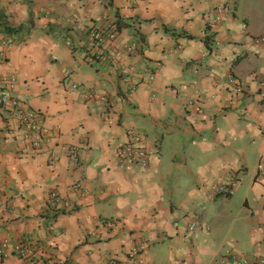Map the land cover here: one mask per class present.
Masks as SVG:
<instances>
[{"label":"crops","instance_id":"crops-1","mask_svg":"<svg viewBox=\"0 0 264 264\" xmlns=\"http://www.w3.org/2000/svg\"><path fill=\"white\" fill-rule=\"evenodd\" d=\"M218 4L225 15L213 24ZM0 12L1 23L23 27L8 35L0 26V40L13 42L0 55V90L13 75L10 97L49 131L32 148L17 112L0 105V244L22 242L31 260L9 254L0 264H132L131 246L146 264H229L226 255L264 250V175L254 179L264 44L253 42L264 37V0H0ZM114 22L123 25L114 42L90 60L87 31ZM136 40L137 54L113 56ZM118 63L154 79L122 99ZM132 134L154 154L119 167L115 150ZM229 175L232 192L208 200L203 186Z\"/></svg>","mask_w":264,"mask_h":264},{"label":"built area","instance_id":"built-area-1","mask_svg":"<svg viewBox=\"0 0 264 264\" xmlns=\"http://www.w3.org/2000/svg\"><path fill=\"white\" fill-rule=\"evenodd\" d=\"M225 15V7L222 4H218L214 7L213 10V24L220 23L223 16ZM115 40V33L111 30L104 28H92L87 31L85 42H84V51L86 55L92 61H99L102 59L104 54V49L108 48L109 45ZM253 42L255 44H264V37L254 38ZM142 42L139 40L133 41L122 45L119 50L113 51V56L118 60L122 54H137V52L142 47ZM13 48V42L9 39L0 40V55H3L5 52ZM117 67L121 68L127 74L126 78V87L122 93V99L128 100L131 98L133 93L136 91L138 84L145 79V81L151 83L154 79L155 72L148 67L140 68V71L137 72L133 65H124L118 63ZM3 83L7 85L6 89L0 90V105L7 104L10 109L19 115V125L22 128L24 137L28 140L32 148H38L41 143H43L49 137L48 129L42 124L38 115L30 110H21L19 104L10 97V90L13 88L15 83V77L10 75L5 79H2ZM227 85L236 93H240L241 89L238 86V83L233 77L227 75L225 77ZM71 89H77V86L71 84ZM98 99L103 104H109V97L103 95L98 97ZM141 137L137 134H132L128 141L119 146L115 150V159L119 167H122L127 162H133L136 164L144 165L149 157H151L154 152L146 150L144 147L140 146ZM60 151L64 152H74L72 147H59ZM257 177H262L264 175V159L260 156L256 163ZM237 186V179L234 175H229L223 182L214 184V185H204L203 188L206 190V198L212 200L217 195H225L230 193ZM49 199H56L54 192L49 193ZM104 225L107 228H112L114 222L109 220L105 221ZM196 224L194 222L190 223L187 227L188 231L194 230ZM9 251V253H8ZM12 254L15 257L25 260H30V251L22 242H16L9 250L5 243L0 244V257H6L7 255ZM128 258L132 264H146L142 257V247L140 246H131L128 250ZM229 264H264V250L258 254L252 255L250 258L241 257L235 254L226 255L225 258ZM68 264V263H66ZM193 264V263H187Z\"/></svg>","mask_w":264,"mask_h":264},{"label":"trees","instance_id":"trees-1","mask_svg":"<svg viewBox=\"0 0 264 264\" xmlns=\"http://www.w3.org/2000/svg\"><path fill=\"white\" fill-rule=\"evenodd\" d=\"M2 19V13L0 12V21ZM0 26H1V29L2 31L5 33V34H8V35H12V34H15L17 33L19 30L23 29L22 26H17V27H10L4 23H1L0 22ZM123 25L119 24L118 22H114L113 24L109 25V27L107 28H104V29H108V30H111V31H119L121 29ZM204 44L207 46V43H206V39L204 40ZM257 178V171H256V174H255V177L254 179ZM226 196L229 195V193L225 194ZM224 196V195H223ZM63 264H66V263H63Z\"/></svg>","mask_w":264,"mask_h":264},{"label":"rangeland","instance_id":"rangeland-1","mask_svg":"<svg viewBox=\"0 0 264 264\" xmlns=\"http://www.w3.org/2000/svg\"><path fill=\"white\" fill-rule=\"evenodd\" d=\"M124 72V71H123ZM137 72H139V71H137ZM177 161H179V158H177L176 159ZM127 163H133V162H127ZM126 164V163H125ZM249 170H251V169H249ZM246 178L248 177V173H246ZM240 178H242V176L240 177ZM232 192V191H231ZM224 197V196H223ZM206 202H204V203H206L207 204V200H205ZM232 204H233V206H231L232 207V209L235 211V212H237L238 214H239V210H240V206H241V204L239 203V200L237 199V200H235V202H231ZM202 207H205V204H202ZM111 221H113V220H111ZM114 223H116V221H113Z\"/></svg>","mask_w":264,"mask_h":264}]
</instances>
